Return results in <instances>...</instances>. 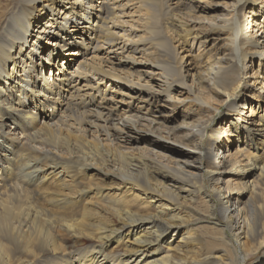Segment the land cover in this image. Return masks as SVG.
Listing matches in <instances>:
<instances>
[{
    "label": "bare ground",
    "instance_id": "bare-ground-1",
    "mask_svg": "<svg viewBox=\"0 0 264 264\" xmlns=\"http://www.w3.org/2000/svg\"><path fill=\"white\" fill-rule=\"evenodd\" d=\"M204 1L0 0V264L264 250V0H227L217 18ZM186 103L168 127L164 108Z\"/></svg>",
    "mask_w": 264,
    "mask_h": 264
},
{
    "label": "rangeland",
    "instance_id": "rangeland-1",
    "mask_svg": "<svg viewBox=\"0 0 264 264\" xmlns=\"http://www.w3.org/2000/svg\"><path fill=\"white\" fill-rule=\"evenodd\" d=\"M225 1H227V0H205L201 4V6L205 7V11L200 12V14L202 16L206 17V18H217V17H221L222 15H224L223 10H224L225 4H226ZM38 6H37V8H38ZM129 11L130 10H128L126 13H129ZM49 14H50V12H49ZM35 15H36L35 17L39 16V12H35ZM196 15H198V12L196 13ZM125 20L127 22H130V20H128V19H125ZM44 25H46L45 21L43 22V25H41L42 27L36 29L35 31H38L39 33L42 32V31H44V27H43ZM47 32H49V29H47V31L44 34H48ZM34 34H36V32H34ZM45 41L46 40L43 39L41 41V43H45ZM222 42H223V40L222 41H219L217 44L220 46ZM46 46H47V48H49V45L48 44ZM187 47H189L190 50H192V51H194V53H196L197 50L199 49L200 45L197 44V43L196 44L190 43V45H188ZM60 57L61 58H59V60H57V61H59V65H61V66L64 65L63 67H65L66 69H68L69 65H67L68 64L67 61L64 60L63 56H60ZM137 57H140L139 54L137 55ZM90 58H92V57L89 56V59ZM54 62L48 63L47 65H52ZM77 64H78L77 62L74 63L73 64V68H77L76 67ZM254 67H255V70H257V71L262 68L260 62H258V61L255 63V66ZM46 77H50L49 76V72H47V76ZM187 107H189V103H186L185 105H180L175 110L174 109H171V108H164V114L167 117V126L170 127V128H178V127L182 126V124L184 122V114L187 113L185 111L187 109ZM254 109L258 112V115H260V114L262 115L264 113V106H261L260 108L254 107ZM221 117H219V118H221ZM137 140L140 141V146H145V144L143 143L144 140L149 141V140H158V139H154L150 135L141 134V135H138L137 137H135V142ZM158 141H159V143H161L163 145H167V146L173 147L176 150V152H178L180 154L181 149L177 145H174V144H172L170 142L161 141V140H158ZM194 167H195V165L191 166V168H194ZM168 186L169 187H172L171 184H168ZM239 197L242 198V199H245V196H243L242 194L239 195ZM193 206L199 208V210H198L200 212L199 213V215H200L199 217H201L202 219L203 218H207V216L205 214V211L206 210H205L204 206L202 205V203L200 201L196 202ZM184 218H187V216H184ZM218 221H220V219H218ZM193 227L194 228L196 227V228L194 229ZM198 227H199V225L192 226L191 229L197 230ZM201 227H203V226H200V228L195 232V235H197V237L204 238L205 240L206 239L209 240V238H211V236H210V233L209 234L207 233L208 232L207 231L208 229L201 228ZM173 233L174 232H171L170 234H173ZM206 233H207V235H205ZM180 239H181V237L179 235H176L175 240H177V242H179ZM176 245L177 244H174L173 247H175ZM263 258H264V250L262 252H260L259 254H257V255L251 256V258L248 259L247 264H256L258 261H260Z\"/></svg>",
    "mask_w": 264,
    "mask_h": 264
}]
</instances>
